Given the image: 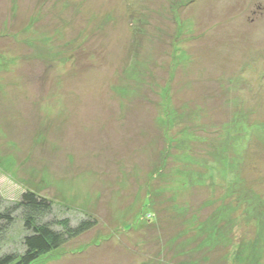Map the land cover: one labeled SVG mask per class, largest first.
Masks as SVG:
<instances>
[{"label":"rangeland","instance_id":"1","mask_svg":"<svg viewBox=\"0 0 264 264\" xmlns=\"http://www.w3.org/2000/svg\"><path fill=\"white\" fill-rule=\"evenodd\" d=\"M26 192L96 220L33 264H264V0H0V209Z\"/></svg>","mask_w":264,"mask_h":264},{"label":"trees","instance_id":"2","mask_svg":"<svg viewBox=\"0 0 264 264\" xmlns=\"http://www.w3.org/2000/svg\"><path fill=\"white\" fill-rule=\"evenodd\" d=\"M54 208L48 199L33 192H26L20 203L0 209V235L8 230L16 219L22 221L25 231L21 238L24 251L6 253L1 247L0 264H33L42 256L63 247L96 225V220L91 218L84 219L76 226L66 217H55L48 221V217L55 212Z\"/></svg>","mask_w":264,"mask_h":264}]
</instances>
